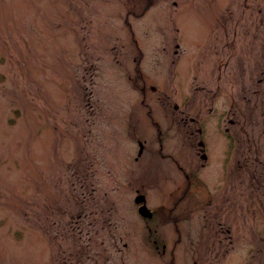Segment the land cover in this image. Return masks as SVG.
Wrapping results in <instances>:
<instances>
[{"label": "rangeland", "instance_id": "1", "mask_svg": "<svg viewBox=\"0 0 264 264\" xmlns=\"http://www.w3.org/2000/svg\"><path fill=\"white\" fill-rule=\"evenodd\" d=\"M255 167L264 0H0V264H264Z\"/></svg>", "mask_w": 264, "mask_h": 264}, {"label": "flooded vegetation", "instance_id": "2", "mask_svg": "<svg viewBox=\"0 0 264 264\" xmlns=\"http://www.w3.org/2000/svg\"><path fill=\"white\" fill-rule=\"evenodd\" d=\"M228 121H229V123L230 124H233L234 123V121L233 120H231V119H228ZM226 130H227V128H226ZM197 133H200L201 134V128L199 127V128H197V131H196ZM197 145H198V147H199V150H196L197 152V154H198V156H199V158L203 161V162H207V160H209V158H210V153L208 152V143L207 142H204V141H202L201 139L200 140H198L197 141ZM234 142L233 141H229L228 143H227V150L229 151V153L231 154V156H233L232 154H233V152H232V149H233V147H234ZM232 163H233V160H232ZM254 172H256L257 173V175L259 174V175H262L263 176V180H264V170L262 169V170H260L259 172L257 171V167H255V170H254ZM193 176V175H192ZM190 175H187V181H186V187H189V182H190ZM195 177V176H194ZM185 192H186V190H184ZM187 192H188V190H187ZM210 197V196H209ZM211 204V203H210ZM220 208H221V206H223L222 207V211L224 212V211H226V210H228V206L227 205H225V203L224 202H221L220 203ZM215 208H214V210H212V211H215L216 209H217V206H214ZM219 212H216V214L215 215H217ZM213 214H212V212H210V215L208 214V213H206L205 214V216H207V217H210V216H212ZM219 226L221 227V224H219ZM224 226V225H223ZM164 248V247H163ZM164 251V250H163Z\"/></svg>", "mask_w": 264, "mask_h": 264}, {"label": "water", "instance_id": "3", "mask_svg": "<svg viewBox=\"0 0 264 264\" xmlns=\"http://www.w3.org/2000/svg\"><path fill=\"white\" fill-rule=\"evenodd\" d=\"M139 146H140L139 153H141L143 146L141 144H139ZM134 200L138 204L137 210L140 213V215L143 218L151 217L152 212L147 208L144 196L142 194H138L136 197H134Z\"/></svg>", "mask_w": 264, "mask_h": 264}]
</instances>
